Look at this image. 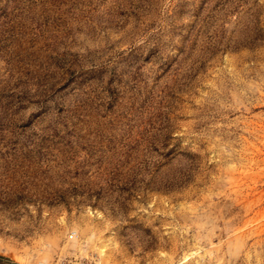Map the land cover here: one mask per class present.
Returning a JSON list of instances; mask_svg holds the SVG:
<instances>
[{"label":"rangeland","instance_id":"obj_1","mask_svg":"<svg viewBox=\"0 0 264 264\" xmlns=\"http://www.w3.org/2000/svg\"><path fill=\"white\" fill-rule=\"evenodd\" d=\"M70 257L264 264V0H0V264Z\"/></svg>","mask_w":264,"mask_h":264},{"label":"built area","instance_id":"obj_2","mask_svg":"<svg viewBox=\"0 0 264 264\" xmlns=\"http://www.w3.org/2000/svg\"><path fill=\"white\" fill-rule=\"evenodd\" d=\"M60 264H101L95 259H90L88 257L79 258V257H70L65 258L60 261Z\"/></svg>","mask_w":264,"mask_h":264},{"label":"bare ground","instance_id":"obj_3","mask_svg":"<svg viewBox=\"0 0 264 264\" xmlns=\"http://www.w3.org/2000/svg\"><path fill=\"white\" fill-rule=\"evenodd\" d=\"M103 253H104V251H102V253H101V258H104L105 259V254H103ZM41 264H43V263H41Z\"/></svg>","mask_w":264,"mask_h":264}]
</instances>
